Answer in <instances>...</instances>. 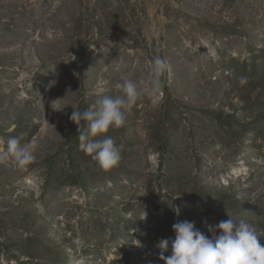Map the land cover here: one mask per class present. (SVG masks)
<instances>
[{"label":"rangeland","instance_id":"374dc122","mask_svg":"<svg viewBox=\"0 0 264 264\" xmlns=\"http://www.w3.org/2000/svg\"><path fill=\"white\" fill-rule=\"evenodd\" d=\"M104 1L0 0V152L36 145L25 168L0 159V264H164L178 220L264 240V0ZM123 77L140 95L105 171L70 116Z\"/></svg>","mask_w":264,"mask_h":264},{"label":"clouds","instance_id":"9594fccd","mask_svg":"<svg viewBox=\"0 0 264 264\" xmlns=\"http://www.w3.org/2000/svg\"><path fill=\"white\" fill-rule=\"evenodd\" d=\"M168 70L169 66L163 58L154 57L153 90L159 87L160 77ZM122 81L114 85L122 90V95L115 98L104 96L95 106L83 112L74 109L70 116L78 126L79 149L105 171L118 166L121 160L120 146L106 134L109 129L125 124V111L132 108L140 95L135 81L127 77H123ZM81 121L85 122L83 126ZM35 147V142L22 144L20 138L10 136L6 149L0 152V159L11 158L17 167L25 168L35 160ZM176 213L179 215V211ZM172 227L174 239H161L157 244L159 259L164 264H264V240L256 227L243 219L237 222L230 216V219L215 226L207 225L210 237L193 221L178 220ZM169 249L171 254L166 256Z\"/></svg>","mask_w":264,"mask_h":264},{"label":"trees","instance_id":"16d2710c","mask_svg":"<svg viewBox=\"0 0 264 264\" xmlns=\"http://www.w3.org/2000/svg\"><path fill=\"white\" fill-rule=\"evenodd\" d=\"M107 1L108 0H105L104 2H103V6H107ZM111 1H118V0H111ZM109 14H111L110 12H107L106 13V20H108V24L106 23L104 26H105V28H110V27H112V20H111V18H109ZM76 59L74 60V63H76ZM254 65H253V67L251 68V74H252V78H260V77H262V73L264 72V68H263V64H261V63H256V61H255V59H254ZM262 68V69H261ZM236 72V71H235ZM238 72V71H237ZM229 118H231V117H229ZM222 121H224L220 116L217 118V122H222ZM224 123H226V122H222L221 123V125L222 126H225V124ZM165 137V136H164ZM163 138V137H162ZM72 158V157H71ZM71 177H73V175L71 176Z\"/></svg>","mask_w":264,"mask_h":264}]
</instances>
